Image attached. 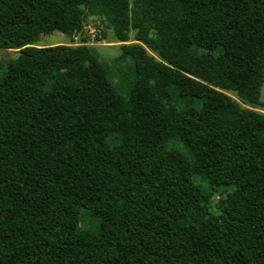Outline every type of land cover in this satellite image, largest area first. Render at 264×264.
<instances>
[{
  "label": "trees",
  "instance_id": "16d2710c",
  "mask_svg": "<svg viewBox=\"0 0 264 264\" xmlns=\"http://www.w3.org/2000/svg\"><path fill=\"white\" fill-rule=\"evenodd\" d=\"M88 17L112 75L36 44ZM1 48L0 264H264V0H0Z\"/></svg>",
  "mask_w": 264,
  "mask_h": 264
},
{
  "label": "rangeland",
  "instance_id": "374dc122",
  "mask_svg": "<svg viewBox=\"0 0 264 264\" xmlns=\"http://www.w3.org/2000/svg\"><path fill=\"white\" fill-rule=\"evenodd\" d=\"M81 8L83 10L85 9L84 5H81ZM99 19L97 17H88L86 21L83 24V28L81 31L73 33L71 36L69 35H63L58 32H54L51 35L47 36H40L36 42L38 46H53V45H68V46H80L85 45L90 48H93L97 54L101 62L104 64L106 70L108 71L109 75L113 74V60L120 54V47L123 44H130L134 43L133 41V35L132 32L130 34V41L121 43L117 42L114 37L111 30L106 31V38L102 39L101 35L98 33V27H99ZM99 38V39H98ZM153 55V54H152ZM17 57V50H9V49H0V63H5L9 60H14ZM179 59L181 63H183L186 66H190L194 62V55L187 54V53H181L179 54ZM114 81L116 80V77L114 76ZM231 97L234 98V96L230 93H228ZM260 101L261 105L257 106L256 108H253L259 113L264 114V83L261 88L260 92ZM137 102L139 106L145 110L147 113L153 114L152 109V101L142 98H137ZM158 157L162 159L164 157V151L160 150L158 153ZM238 184H235L231 186L228 191L233 190L235 186ZM199 187V181L198 179H193L189 185V192L191 194H197V188ZM227 194V191H223L218 193L213 199L212 204H217L220 199H223ZM85 209H83L80 212V225L85 228H93L97 224V220L95 219V212L91 213L87 212L86 209L88 208L87 205L84 206Z\"/></svg>",
  "mask_w": 264,
  "mask_h": 264
}]
</instances>
